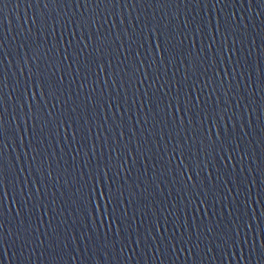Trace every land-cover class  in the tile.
I'll return each mask as SVG.
<instances>
[{
  "label": "water",
  "instance_id": "obj_1",
  "mask_svg": "<svg viewBox=\"0 0 264 264\" xmlns=\"http://www.w3.org/2000/svg\"><path fill=\"white\" fill-rule=\"evenodd\" d=\"M95 11L10 0L0 14V264H50L54 238L61 264H264V0H122L107 23H69ZM73 32L92 37L78 63ZM37 45L41 74L20 75ZM99 182L113 204L88 203Z\"/></svg>",
  "mask_w": 264,
  "mask_h": 264
},
{
  "label": "snow or ice",
  "instance_id": "obj_2",
  "mask_svg": "<svg viewBox=\"0 0 264 264\" xmlns=\"http://www.w3.org/2000/svg\"><path fill=\"white\" fill-rule=\"evenodd\" d=\"M10 0H0V14H3L4 9L7 8L8 4H9ZM85 8L87 9V6L90 4H94L96 6L97 11L94 12L93 15H88L87 12H80L79 15L74 16L72 19L69 20V23L75 25L77 30L80 29H85L88 28L90 26H94L97 23V17L103 19L105 21V23H107V15H105V13L108 12V6L111 5L113 7H115L116 5L120 4L122 2V0H83ZM123 2L125 4L129 3V2H133V0H123ZM145 2H155V3H167L169 2V0H134L135 4H141V3H145ZM181 3L183 2H195V3H199L200 0H180ZM216 3H224L225 0H215ZM37 3L43 4L44 9H48L50 8L52 5H58L61 3H75L77 5V8H79L81 0H37ZM101 6H104L103 11H100ZM48 19H52L55 20L56 18L51 16V14H48ZM48 19H45L44 24L42 25V27H46L47 23H48ZM33 23H35V21H33ZM121 23H123V21H121ZM139 23V22H138ZM138 23L136 26H138ZM103 25H101L102 27ZM67 26L65 25V28ZM133 27V31L131 33H129L127 30H125L124 32V37L127 39H133L135 37V31H134V26ZM166 27V26H165ZM185 28H188V24L185 23L184 24ZM145 29H148V24L145 23L144 25ZM55 31V28H53V32ZM149 31L151 32L152 36H156V34L159 32L160 36L157 37L159 39H166V35L164 32H161L160 30V26L158 24H153V26L151 27V29H149ZM217 31H219V29H217ZM72 40H70L69 43V48H72L73 43L77 44L78 47L74 48L73 51L75 52V62H79V59L81 57V55H83L84 51L86 49H88L90 47L89 43H85V39L88 41L92 40V37L89 36H83L77 40L76 37V33L73 32L72 34ZM63 38V37H61ZM45 43H47V41H45ZM5 40L0 37V65L3 64V57H4V48H5ZM142 46V45H141ZM120 47H123V44L120 45ZM157 48H159V45H157ZM97 51H99V48L96 49ZM49 51H51V49H49ZM68 49H65V52L67 53ZM46 55V53H44ZM137 55H139L137 53ZM41 53L39 51V46L37 45L35 50L32 51V67L29 66V62L26 60L23 65L20 68V75H24L25 70H27L28 73H32L33 72V67L36 68V72L34 73L35 75L39 76L41 74V70H40V66L38 64L35 63L36 60L40 59ZM69 56L65 55L64 56V60H68ZM95 62V61H93ZM101 71H103V68H101ZM135 71H139V68L135 69ZM133 72V74H134ZM5 72L3 71V68L0 67V142H2L4 140V138L6 137V135L9 133V128L6 127V122L4 119V113L6 112V108H5V97L3 95V85H4V77H5ZM147 78V77H145ZM29 79H32V76L29 75ZM157 79H159V77H157ZM223 83V82H221ZM207 86V85H206ZM84 85H81V88H83ZM27 91V89H26ZM50 95H52L54 98L56 97L55 92L51 91L49 92ZM36 96L35 94L33 95V101H35ZM89 100L91 101V97H89ZM191 102V99L189 98V103ZM197 103H199V101H197ZM53 107H56V105H53ZM20 111L23 112V104L21 102V107H20ZM29 112H31V106L29 107ZM52 114L49 113V116H51ZM15 117L13 118V122L15 121ZM64 121L60 120L57 123V127L59 128L61 125H63ZM123 131H121L120 133V138H123ZM211 135V134H210ZM15 138V133H13V139ZM21 139H23V137H21ZM217 140H219V135H217ZM116 149H113V152H115ZM79 155V152L77 153ZM2 156H3V149L0 148V160H2ZM35 159V157L33 158ZM262 172H264V170H262ZM49 176H51V172L48 173ZM105 176H107V173L104 174ZM192 179V177H189V180ZM5 182V177H4V173H3V165L2 163H0V189L3 188ZM103 182H99V183H95L92 185L90 191L88 192L87 195V199H88V203L89 204H93L96 202H103L104 200H107V204L111 205L113 204L114 201V197H113V193L112 191L106 186L103 185ZM85 187H87V184L85 183ZM23 191V190H22ZM37 191H39L37 189ZM145 191H147V188H145ZM122 195V193H121ZM119 207V205H117V207L113 208V214H115V212L117 211V208ZM96 211H99V206H97ZM105 213H107V206H105L104 208ZM17 215L19 216V213H17ZM124 215H127V212L125 211ZM114 223L116 222L115 220L113 221ZM0 227H2V224H0ZM156 231H159V228L157 226ZM28 235L30 236L31 233L29 232ZM226 238H224L222 240V243L227 246L228 244H235L240 237V232L239 231H235L233 232H229L225 234ZM19 238V237H18ZM75 239V237H73V240ZM58 238H54L52 243H51V255L53 256V260L50 262V264H61V261H58L56 259V257L60 254L57 252V249L60 247L59 243L57 242ZM3 241H4V237L2 235H0V248L3 247ZM244 243H247V240L245 239L243 241ZM43 243V242H41ZM23 248H27L28 247V243L27 240L25 239V243L22 245ZM69 247L68 244H64L63 245V249L61 251L66 250ZM105 247H107V244L105 245ZM157 251H159L160 249L157 248ZM174 250V248H173Z\"/></svg>",
  "mask_w": 264,
  "mask_h": 264
}]
</instances>
